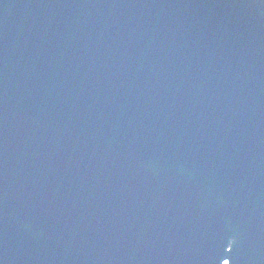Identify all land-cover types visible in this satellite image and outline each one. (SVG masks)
Segmentation results:
<instances>
[{"label":"water","instance_id":"1","mask_svg":"<svg viewBox=\"0 0 264 264\" xmlns=\"http://www.w3.org/2000/svg\"><path fill=\"white\" fill-rule=\"evenodd\" d=\"M0 264H264V0H0Z\"/></svg>","mask_w":264,"mask_h":264}]
</instances>
